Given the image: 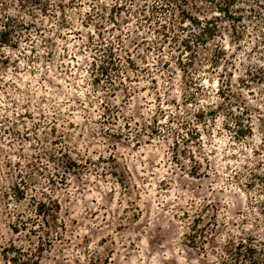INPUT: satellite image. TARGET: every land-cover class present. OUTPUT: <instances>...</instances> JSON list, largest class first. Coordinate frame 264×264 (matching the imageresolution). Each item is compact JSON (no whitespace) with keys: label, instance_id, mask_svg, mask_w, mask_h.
<instances>
[{"label":"rangeland","instance_id":"obj_1","mask_svg":"<svg viewBox=\"0 0 264 264\" xmlns=\"http://www.w3.org/2000/svg\"><path fill=\"white\" fill-rule=\"evenodd\" d=\"M42 1L0 0V264H223L242 241H254L261 260L264 82L242 81L248 67L264 70V9L245 20L246 42L227 48L235 66L220 74L230 80L237 69L231 99H219V75H207L214 83L196 106L171 55L148 51L155 39L145 23L108 19L130 0ZM96 44L114 49L122 68L100 85ZM199 110L219 118L202 126ZM230 112L251 119L252 136L238 141L225 129ZM186 122L201 137L188 146ZM51 200L39 216L36 206Z\"/></svg>","mask_w":264,"mask_h":264},{"label":"trees","instance_id":"obj_2","mask_svg":"<svg viewBox=\"0 0 264 264\" xmlns=\"http://www.w3.org/2000/svg\"><path fill=\"white\" fill-rule=\"evenodd\" d=\"M34 4H43L42 0H30ZM123 1V0H122ZM135 0L125 2L123 5H115L110 10V16L108 19L117 24L116 17L118 15L125 14L129 18H136L137 21H141L144 24V28L151 31L154 35V46L148 49V51H157L159 54L167 52L174 59V63L182 73L187 94L186 102L189 105L200 106L202 100L200 97L204 96L205 86L207 83H214L211 78H205L207 75H219L216 80L217 84L221 86L217 97L224 101L230 100L232 97V91L229 88L233 87L232 79L235 78L237 69L235 68L233 73H229V79L224 74H220V71L225 65L234 68L236 59L230 60L227 48L239 47L243 42H246L247 28L245 26L246 19L258 18L260 16L259 9H264L263 5L258 0H249L250 9L245 10L243 5L247 3L244 0H143V4L134 6L135 9H130V6L134 4ZM124 2V1H123ZM81 3L80 6H82ZM23 5V4H22ZM130 5V6H129ZM107 7L104 6L102 11L97 13L98 20H104ZM245 12L249 15L245 16ZM90 20H94L95 16L89 15ZM142 23V24H143ZM5 28L7 32L3 33L4 43H8L11 35L13 34L11 22H7ZM87 27V25H85ZM102 25H96L99 28ZM228 26V27H227ZM261 34L264 32L260 31ZM230 37V44L228 47L225 45L227 36ZM99 38H103L102 34H99ZM94 40H90V43L94 45ZM96 46H98L96 44ZM104 48V49H102ZM95 53H99L96 57H93L91 63L92 72L94 76L95 85H100L104 80L108 81L112 77V72L115 74L122 72L121 61L116 56L114 49L107 47H96ZM165 66L170 68L172 64L166 63ZM247 68V67H246ZM133 72V67L131 68ZM227 71V70H226ZM248 80H243L242 84L248 87L249 84L257 83L263 84L264 82V70L262 68H254L250 66L247 68ZM119 76V75H118ZM225 85V87H224ZM107 109V108H106ZM230 117L234 119V125H226L233 137L240 141L246 140L249 136L253 135L251 119H247V124L240 121L238 117H235L230 112ZM210 117L211 120L217 121L219 118L216 110L206 112L199 110L194 114L197 119V124L202 126L207 125L206 118ZM158 123V121L155 120ZM174 123V121H172ZM192 123L186 122L183 125L184 129L188 130L187 138H183L184 144L188 146L190 139L201 140L198 129L191 128ZM236 127H238L236 129ZM153 134H161L159 129L152 130ZM177 145V142H175ZM183 156H189V160L195 161V157L192 151L184 149L182 151ZM75 164L74 161L69 162V167ZM255 176V175H254ZM247 187L252 189L255 185L248 184ZM14 198L17 202H21L26 199L24 192L22 194L18 185L12 187ZM54 201L49 203L40 202L36 206V212L39 216L49 215L50 211L54 207ZM45 225L48 222L45 221ZM197 230V229H196ZM197 233V232H196ZM196 236L192 235L191 242H195ZM8 254V251L5 250ZM261 252V251H260ZM229 259L225 260L223 264H264V250L261 260L257 258L259 251L254 241H242L234 249L228 251Z\"/></svg>","mask_w":264,"mask_h":264}]
</instances>
